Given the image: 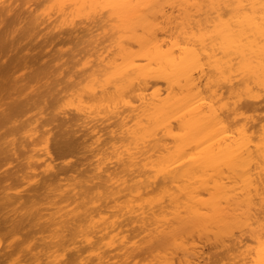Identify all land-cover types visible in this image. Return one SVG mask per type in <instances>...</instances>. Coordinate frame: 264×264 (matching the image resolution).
Instances as JSON below:
<instances>
[{
    "label": "bare ground",
    "instance_id": "obj_1",
    "mask_svg": "<svg viewBox=\"0 0 264 264\" xmlns=\"http://www.w3.org/2000/svg\"><path fill=\"white\" fill-rule=\"evenodd\" d=\"M0 264H264V0H0Z\"/></svg>",
    "mask_w": 264,
    "mask_h": 264
}]
</instances>
